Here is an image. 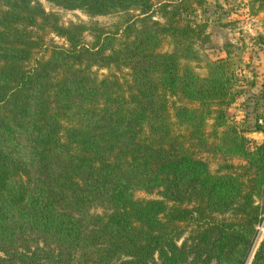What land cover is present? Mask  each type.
<instances>
[{
	"label": "trees",
	"instance_id": "obj_1",
	"mask_svg": "<svg viewBox=\"0 0 264 264\" xmlns=\"http://www.w3.org/2000/svg\"><path fill=\"white\" fill-rule=\"evenodd\" d=\"M49 1L126 16L64 24L39 0H0V264H245L264 213V138L251 145L225 111L240 59L227 49L196 70L204 0L161 2L163 20L151 0ZM203 152L243 162L212 171ZM250 264H264V238Z\"/></svg>",
	"mask_w": 264,
	"mask_h": 264
},
{
	"label": "rangeland",
	"instance_id": "obj_2",
	"mask_svg": "<svg viewBox=\"0 0 264 264\" xmlns=\"http://www.w3.org/2000/svg\"><path fill=\"white\" fill-rule=\"evenodd\" d=\"M46 10H52L59 15L60 21L64 24L70 22L83 21L85 23L97 22L100 25L108 27L112 21L123 18L125 13L119 14H99L89 15L81 8H68L63 7L49 0H39ZM153 5V18L163 20L157 8L161 2L174 1V0H151ZM259 1H256L255 6H258ZM196 9L194 17L196 19H202L207 22L206 30L209 33V40L202 46H198L201 53V61L195 63L196 70L201 74L205 73V59H211L216 57L226 56V50L229 49L233 52L234 58H239L240 62H237L238 67L236 69L239 77L237 87L242 91L238 93L235 99L225 106L226 114L234 121L245 127V135L251 138V145L255 142H259L264 138V132L262 134H253V131L260 129L255 128L256 117L264 112V99L261 96L263 82L256 88V79L263 76L264 68H259L262 72H254L252 66V58L257 55L260 61V66L264 67V58L259 57L258 52L262 50L263 44L259 42L257 35L259 33L264 34V9L258 11L255 14L251 13L249 0H204L203 3H194ZM255 9V7L253 8ZM137 10H131L129 13H136ZM91 33L89 30H85L82 35L84 42H88L91 39ZM46 39L48 42H56L59 44H65L63 37L50 32ZM48 49L41 47L33 51L31 58L28 60V64H32L34 59L41 56L48 55ZM260 53V52H259ZM93 66L92 68H95ZM106 70L101 68L98 72H105ZM258 75V78H255ZM253 80V84L250 83ZM202 156L208 161L210 169L216 171L219 169L225 161H232L233 163L243 162L236 157L225 159L219 154H212L203 152ZM136 197H155L158 194L155 191L149 192L143 189L135 191ZM93 209L97 211L102 210V205H95ZM256 236L251 246L249 255L245 264H250L251 259L258 248L261 240L264 238V213L262 219L256 225ZM183 235H186L183 234ZM182 238L179 240V242Z\"/></svg>",
	"mask_w": 264,
	"mask_h": 264
},
{
	"label": "crops",
	"instance_id": "obj_3",
	"mask_svg": "<svg viewBox=\"0 0 264 264\" xmlns=\"http://www.w3.org/2000/svg\"><path fill=\"white\" fill-rule=\"evenodd\" d=\"M260 52V53H259ZM258 52V54H259V57L261 58V56L264 58V44H263V48H262V50H260ZM252 65H250V66H252V68H253V71L255 72H262V71H260L259 70V68H261V70H262V68H264V67H261L260 66V61H259V58H258V56L256 55L255 56V58H252ZM255 78H258V75H255ZM263 76L259 79V81H257V79L255 80L256 81V85H255V87L256 88H258L259 87V84L260 83H262V81H263Z\"/></svg>",
	"mask_w": 264,
	"mask_h": 264
},
{
	"label": "water",
	"instance_id": "obj_4",
	"mask_svg": "<svg viewBox=\"0 0 264 264\" xmlns=\"http://www.w3.org/2000/svg\"><path fill=\"white\" fill-rule=\"evenodd\" d=\"M252 133H253V134H258V133H259V134H262V131H261V130H257V131H253Z\"/></svg>",
	"mask_w": 264,
	"mask_h": 264
},
{
	"label": "built area",
	"instance_id": "obj_5",
	"mask_svg": "<svg viewBox=\"0 0 264 264\" xmlns=\"http://www.w3.org/2000/svg\"><path fill=\"white\" fill-rule=\"evenodd\" d=\"M259 121H261V118L259 119Z\"/></svg>",
	"mask_w": 264,
	"mask_h": 264
}]
</instances>
